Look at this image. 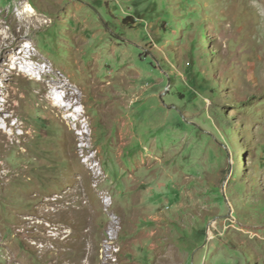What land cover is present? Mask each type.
<instances>
[{
    "label": "rangeland",
    "instance_id": "1",
    "mask_svg": "<svg viewBox=\"0 0 264 264\" xmlns=\"http://www.w3.org/2000/svg\"><path fill=\"white\" fill-rule=\"evenodd\" d=\"M0 264H264V0H0Z\"/></svg>",
    "mask_w": 264,
    "mask_h": 264
},
{
    "label": "bare ground",
    "instance_id": "2",
    "mask_svg": "<svg viewBox=\"0 0 264 264\" xmlns=\"http://www.w3.org/2000/svg\"><path fill=\"white\" fill-rule=\"evenodd\" d=\"M31 10H33V7L30 4H28V5H26V7H24L23 11L28 12V11H31ZM13 55L20 57L21 60H24V59H37L38 60V57L32 51L27 49L26 46H21L19 48V50L16 51V54H13ZM15 56H10L9 61L12 62L13 59H15L14 58ZM2 61H3V63L6 62L4 60H2ZM28 72L31 75H33V73L40 74L43 77L42 84L45 87H49L50 89L55 87V88H59V89L64 90L65 93H67V94H74L75 90L71 87V85L65 79L61 78L60 76L55 75V74L51 75L49 73L50 71L46 69V65H44V68H43V65L41 66V64H37V62H35V65L33 66V68L30 71H28ZM54 93L50 94V96L52 98L54 97V96H52V94H54ZM56 99H52V103H53L54 106H57L58 108H62V109H67L68 108V104H62L58 100L55 101ZM75 113H76V111H75ZM76 115H77V113H76ZM65 119H67L69 121L68 123H70V119L74 121V120H76V117L72 113H70L67 116H65ZM81 133H83V130L81 131ZM81 137H83V136H81ZM82 242H83V240H82ZM81 244H83V243H81Z\"/></svg>",
    "mask_w": 264,
    "mask_h": 264
},
{
    "label": "trees",
    "instance_id": "3",
    "mask_svg": "<svg viewBox=\"0 0 264 264\" xmlns=\"http://www.w3.org/2000/svg\"><path fill=\"white\" fill-rule=\"evenodd\" d=\"M204 36V35H203Z\"/></svg>",
    "mask_w": 264,
    "mask_h": 264
}]
</instances>
